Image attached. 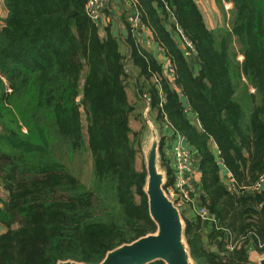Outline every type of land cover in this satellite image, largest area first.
Wrapping results in <instances>:
<instances>
[{
	"label": "trees",
	"instance_id": "obj_1",
	"mask_svg": "<svg viewBox=\"0 0 264 264\" xmlns=\"http://www.w3.org/2000/svg\"><path fill=\"white\" fill-rule=\"evenodd\" d=\"M214 2L224 20L212 28L198 0L129 3L113 14L122 43L113 19L101 36L87 0H4L0 264H100L155 233L146 165L137 166L148 120L159 131L170 124L201 158L203 207L215 221L183 216L195 264H253L251 251L264 254V186L251 191L264 175V0ZM135 17L161 53L133 30ZM173 140L161 137L166 188Z\"/></svg>",
	"mask_w": 264,
	"mask_h": 264
},
{
	"label": "water",
	"instance_id": "obj_2",
	"mask_svg": "<svg viewBox=\"0 0 264 264\" xmlns=\"http://www.w3.org/2000/svg\"><path fill=\"white\" fill-rule=\"evenodd\" d=\"M150 135L144 148L147 180L144 193L148 200L150 218L156 232L107 253L100 264H195L185 237V221L180 211L166 195V174L160 166L161 138L157 128L148 120ZM182 146L189 148L183 138ZM217 250L215 249L214 252ZM58 264H85L64 261ZM258 264H264V258Z\"/></svg>",
	"mask_w": 264,
	"mask_h": 264
},
{
	"label": "built area",
	"instance_id": "obj_3",
	"mask_svg": "<svg viewBox=\"0 0 264 264\" xmlns=\"http://www.w3.org/2000/svg\"><path fill=\"white\" fill-rule=\"evenodd\" d=\"M107 1L108 0H87L86 12L92 22L98 24ZM124 1L132 3L136 0ZM225 7L227 11L232 9L231 4L225 3ZM140 29H143L142 24L140 23L139 18L135 17L133 30L137 32ZM137 34L140 36V31ZM187 44L194 51V47L188 41ZM188 55L192 56L193 54L192 52H189ZM167 72L168 74L174 73V69L170 63L167 66ZM168 126L172 128L170 124H168ZM182 141L183 137H178L177 144L171 149L175 181L172 186H168L165 189L166 195L180 211L182 217L196 215L203 221H215V219L209 215V211L205 207H199L197 204L201 192L195 184L198 170L192 150L190 148H184L182 146ZM225 184L229 192H234L236 190L233 177L226 176ZM263 186L264 175L259 179V182L251 188V191L259 192Z\"/></svg>",
	"mask_w": 264,
	"mask_h": 264
},
{
	"label": "crops",
	"instance_id": "obj_4",
	"mask_svg": "<svg viewBox=\"0 0 264 264\" xmlns=\"http://www.w3.org/2000/svg\"><path fill=\"white\" fill-rule=\"evenodd\" d=\"M198 3H201V0H199ZM131 6L132 5L129 4V2H126L124 0H108L104 9H103L101 19L97 24L100 27L101 36L105 35L104 28L109 23L110 19H113L114 20L115 35L120 38L122 43H124V41H125L124 39H126V37H127V32H126L123 24L120 21H118L117 17L113 14L116 13V15H118V17L120 18L121 14L123 12L130 11ZM7 15H8V12H7L6 8L4 7V0H0V29L4 27V21L6 20ZM150 36H151V33L149 31H147L146 28L140 29V36L139 37H141L142 40H145V44L147 45V47L150 50H152V52H156L158 54V51H159L161 53V51H160L161 49L158 50V48L154 44H151ZM159 59L161 60L162 63H164V64L166 63V66H168V64L170 63L169 61L166 60V58L164 59L163 56H160ZM196 69H197V67L195 66L194 70L196 71ZM194 123L199 124V122L196 120ZM156 128L158 130V133L161 132V135H159L160 138L163 136H166V137L172 138V139L174 138V140H173V148H174V146L177 144V140L175 139L174 132L172 131V128H170L166 124L164 125L163 129H160L161 131H159L158 127H156ZM214 149H216V146H214ZM171 159H172L171 163L173 165L172 151H171ZM194 159H195L196 167L198 170V165L200 163L201 158L199 155H197L195 153ZM224 171H225L224 172L225 177L226 176L232 177V175L229 172H227L226 170H224ZM225 177H224V179H225ZM201 181H202V174L198 170L196 178H195V184L197 185V187L200 191H201ZM197 204L199 207H203V205H204L202 192H200V196L198 198ZM192 216L193 215H189L186 217H192ZM0 232H3V231L1 230ZM250 255H251L250 260L253 264H258V262L261 259H263V257H264V254H259L255 250L251 251Z\"/></svg>",
	"mask_w": 264,
	"mask_h": 264
},
{
	"label": "rangeland",
	"instance_id": "obj_5",
	"mask_svg": "<svg viewBox=\"0 0 264 264\" xmlns=\"http://www.w3.org/2000/svg\"><path fill=\"white\" fill-rule=\"evenodd\" d=\"M198 2H199V0H198ZM201 3H199V5H200L199 7L202 10L203 9L205 10V15H206L207 20L209 21L208 25L210 26V28H212L214 26L216 27V26L222 25L224 17H223V14L217 8L214 0H201ZM131 125H132V128L134 130L140 129V125L135 121H132ZM159 135H161V132L159 133ZM144 163H145V155H144V159L140 158L138 160V164H137L138 168H141L144 165ZM161 170H162V168H161ZM162 172H164V171L162 170ZM0 196L5 199L7 197V194L5 192H1ZM215 249L218 250L217 247H215Z\"/></svg>",
	"mask_w": 264,
	"mask_h": 264
}]
</instances>
